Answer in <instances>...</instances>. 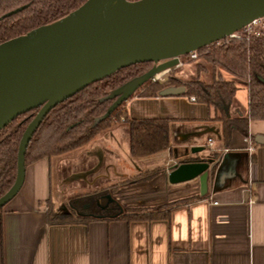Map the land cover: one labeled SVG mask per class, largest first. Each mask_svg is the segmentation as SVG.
<instances>
[{
	"label": "crops",
	"instance_id": "0c3cea01",
	"mask_svg": "<svg viewBox=\"0 0 264 264\" xmlns=\"http://www.w3.org/2000/svg\"><path fill=\"white\" fill-rule=\"evenodd\" d=\"M232 77L228 79L237 89L227 114L245 116L247 83ZM123 107L127 120L167 118L170 145L135 157L130 127H114L70 150L77 151L72 154L74 166H89V172L74 175L123 179L134 171L164 166L156 177L123 185L114 196L103 194L98 203L105 207L117 201L142 209L164 205L168 217L129 221L102 216L49 224L53 166L51 158H42L25 167L20 190L0 210V264H264V143L255 141V135L264 137V119H249L248 135L233 130L225 143L220 114L190 95H134ZM208 138H213L212 145ZM193 160H210L215 166L191 180L168 181L170 164ZM88 185L93 189L91 181Z\"/></svg>",
	"mask_w": 264,
	"mask_h": 264
},
{
	"label": "water",
	"instance_id": "95a60500",
	"mask_svg": "<svg viewBox=\"0 0 264 264\" xmlns=\"http://www.w3.org/2000/svg\"><path fill=\"white\" fill-rule=\"evenodd\" d=\"M263 16L264 0H85L66 15L1 42L0 130L18 115L38 110L20 138L16 177L0 197V208L20 190L27 145L58 103L120 68L151 61L152 67L143 74L102 97L115 99L95 118L96 125L148 79L177 65L179 56L218 42ZM255 141L264 143V137L255 135ZM213 165L210 160L170 164L168 181L191 180Z\"/></svg>",
	"mask_w": 264,
	"mask_h": 264
},
{
	"label": "trees",
	"instance_id": "16d2710c",
	"mask_svg": "<svg viewBox=\"0 0 264 264\" xmlns=\"http://www.w3.org/2000/svg\"><path fill=\"white\" fill-rule=\"evenodd\" d=\"M85 0H0V43L22 35L29 30L54 21L79 7ZM26 5L22 10L2 17L6 12ZM198 57H186L190 60L206 59L212 63V82L205 79H183L175 73L159 80L148 79L135 93L140 97L159 95H194L200 103L207 104L220 114L221 135L229 143L233 130L247 136L249 119H264V30L260 35L240 33L239 36L226 37L218 42L203 45L197 50ZM151 61L133 63L120 68L113 74L90 83L68 99L58 103L43 118L33 133L26 151L25 167L33 162L50 158L86 144L101 129L110 127L114 120L120 118V106L105 119L93 125L95 118L106 112L113 99L102 100L113 88L125 83L128 79L143 74L152 67ZM198 72L206 66L198 63ZM220 69L246 81L248 87V114L229 116V107L236 94L237 85L233 80L223 77ZM174 87H182L174 94L164 93ZM133 95V94H132ZM38 109H32L18 115L0 130V197L11 187L16 177L17 150L20 138L27 124ZM130 151L132 156L146 157L166 149L170 145V125L167 118H133L129 120ZM213 165L212 169L214 168ZM164 169L155 167L140 172L130 182H146ZM113 188H116L113 186ZM111 193L109 188L75 196L66 209H55L48 201L47 221L49 224H75L87 222L91 218L111 216L132 219H163L168 217V206L153 208H115L104 211L96 200L102 194ZM2 208V207H1ZM0 208V210H1Z\"/></svg>",
	"mask_w": 264,
	"mask_h": 264
},
{
	"label": "rangeland",
	"instance_id": "374dc122",
	"mask_svg": "<svg viewBox=\"0 0 264 264\" xmlns=\"http://www.w3.org/2000/svg\"><path fill=\"white\" fill-rule=\"evenodd\" d=\"M240 33L246 34L242 30ZM180 57H181L182 64L175 65V66H173L172 69L168 70L166 73L160 74V76L164 74L161 78L166 77L169 72H172V73H175L176 75H178L179 77H181L183 79L189 80V78L199 77L203 80L205 79L207 82H212V63H210L209 61H207L204 58L203 59L199 58V59L190 60L186 57V55H181ZM198 63L205 65L206 70L199 73L198 72L199 67L197 66ZM220 71H221L223 77H225L227 79H228V77L233 78L232 74H230L226 70L220 69ZM235 77H237V76H235ZM134 95H136V93H133L132 96H134ZM125 102L126 101H124L121 106L118 105V106H120V108H119L120 118L117 120H114L113 123H111L110 127L101 129L99 131V133L96 136H94L93 138H95V137L97 138V137H99V135L108 134V132L113 130L114 127H121V126L126 127L127 125L129 126L130 118L127 120L126 117H123V116H125V111L123 110V108H124L123 106L125 105ZM124 118H125V120H124ZM74 152L66 151L64 153L50 157L51 162H52V166H53V168H52V173H53V181H52L53 182V186H52L53 195L52 196L53 197L50 199V202L52 204V207H54L55 209H60L61 205H65L67 207L68 201L73 199L75 196H80V195H84L86 193H91V192L93 193V192L99 191L103 188H109L110 192L114 196V194L116 195V193H118V190L121 186L130 185L132 183V182H130L131 179L140 173V172H136V171L131 172V175L126 176V178H123V179L119 176H114V175H112V176L103 175V176L99 177V176H97V174H93V173L88 175V176H85L84 178L77 177L74 175L75 173L81 174V173H84L85 171L89 172V170H88L89 166H88V164L84 165L83 163L79 166H74V164L72 163V159H73L72 154L76 155L77 151H74ZM96 163H97V160L96 159L93 160L92 164L96 165ZM123 163H124V166L130 168V165H129L130 163H128V161L125 158L123 160ZM133 169L134 168H132V170ZM146 170H148V169L146 168ZM146 170H142L141 172H145ZM102 173H105V171L102 170ZM90 181L92 182L93 189L88 188L89 187L88 182H90ZM113 186H115L116 188H113ZM122 207L128 208V209L135 208V207H126V205L123 204V202H122Z\"/></svg>",
	"mask_w": 264,
	"mask_h": 264
},
{
	"label": "built area",
	"instance_id": "2783aa9c",
	"mask_svg": "<svg viewBox=\"0 0 264 264\" xmlns=\"http://www.w3.org/2000/svg\"><path fill=\"white\" fill-rule=\"evenodd\" d=\"M244 31L246 33V35L248 34H255V35H260L263 33V30H264V16L263 17H260V18H256L254 20H252L251 22H249L245 27H243L242 29L238 30V31H235L233 32L232 35H230L229 37H233V36H239L240 35V32ZM188 55L192 58H197L198 57V52L197 50H193L191 51L190 53H188ZM182 64L181 62V57L179 56L178 58V63L177 65H180ZM167 72V71H166ZM165 72V73H166ZM164 75V74H163ZM159 76L158 74L155 75L152 79L153 80H159L161 79V77L163 76ZM192 100H196V97L194 95H191L190 96ZM208 144L209 145H212L214 143V140L213 138H208ZM253 148V145H250L249 147V150H252Z\"/></svg>",
	"mask_w": 264,
	"mask_h": 264
},
{
	"label": "flooded vegetation",
	"instance_id": "af4514ba",
	"mask_svg": "<svg viewBox=\"0 0 264 264\" xmlns=\"http://www.w3.org/2000/svg\"><path fill=\"white\" fill-rule=\"evenodd\" d=\"M102 195H103V194H102ZM102 195H101V196H102ZM104 195H106V194H104ZM101 196H100L99 198H97V200H96V203H97L98 205H99L98 202H99ZM113 204H116L118 207H120V209H123L122 205L119 204V202H117V201H116V202L114 201L110 206H108V205L105 206V207L102 206V208H103L104 211H106V210H107V211H108V210H111L112 208H115ZM69 206H70V202H69ZM99 206H100V205H99ZM100 207H101V206H100Z\"/></svg>",
	"mask_w": 264,
	"mask_h": 264
},
{
	"label": "bare ground",
	"instance_id": "6f19581e",
	"mask_svg": "<svg viewBox=\"0 0 264 264\" xmlns=\"http://www.w3.org/2000/svg\"><path fill=\"white\" fill-rule=\"evenodd\" d=\"M165 72H166V71H161V72L158 73V75L160 76V74L165 73Z\"/></svg>",
	"mask_w": 264,
	"mask_h": 264
}]
</instances>
